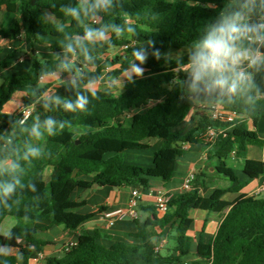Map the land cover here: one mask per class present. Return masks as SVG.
<instances>
[{
    "label": "trees",
    "instance_id": "trees-1",
    "mask_svg": "<svg viewBox=\"0 0 264 264\" xmlns=\"http://www.w3.org/2000/svg\"><path fill=\"white\" fill-rule=\"evenodd\" d=\"M84 2L0 0V39L17 45L0 60V73L21 56L23 45L30 60L27 71L0 76V228L7 217L17 220L7 235L0 232V264H30L48 245L38 238L40 232L59 226L75 232L108 210L101 206L97 213H80L86 201L74 198L77 190L131 187L144 192L154 179L168 184L177 161L192 146L207 151L208 160H217L216 171L229 182L227 187L218 186L212 196L204 197L201 190L210 183L197 174L190 191L172 198L168 213L140 205V213L150 215L134 221L137 231L131 238L136 242L116 241L99 230L82 231L69 251L62 249L60 256H49L44 264H264V196L242 194L233 202L223 199L246 186L228 165L231 157L243 164L247 174L264 176V161L248 158L249 146L259 139L258 123L264 119V67L242 66L250 75V87L234 94H192L183 70L197 43L221 14L238 11L244 0H110L107 10L87 16L81 11L79 19L67 11L80 8ZM93 2L87 0L89 5ZM259 4L256 0L257 8ZM7 15L15 17L9 22ZM258 19L259 15L251 16L253 21ZM129 28L134 31L129 32ZM116 29H120L119 34ZM86 30L106 35L90 41L85 39ZM242 41L245 44L241 47H247L246 39L237 41V46ZM44 47L47 55L40 52ZM116 48L123 53L107 58ZM134 50L148 57L189 51L176 59L145 63L143 75L127 78L120 92L83 85L88 79L99 81L107 71L106 81L117 90V81L137 60ZM102 58L106 61L96 72L77 75ZM121 62L122 67H118ZM56 76L74 79L61 85L45 81ZM22 90L34 91L25 106L38 103L23 124L17 114L5 112L13 95ZM78 97L88 101L84 110H66L67 103L75 107ZM216 107L234 115L235 120L214 119ZM47 120L53 121L50 131ZM184 122L189 131H174ZM209 129L220 131L212 142L204 138ZM155 140L161 144L153 153L151 166L124 159V154L152 149ZM30 149L39 150L38 155L32 156ZM13 162L19 165L15 170ZM14 179L20 183L11 194H5L3 186ZM191 210L227 214L209 242L201 233L194 261H186L194 228ZM149 228H169L165 253L164 248L157 251Z\"/></svg>",
    "mask_w": 264,
    "mask_h": 264
},
{
    "label": "crops",
    "instance_id": "crops-1",
    "mask_svg": "<svg viewBox=\"0 0 264 264\" xmlns=\"http://www.w3.org/2000/svg\"><path fill=\"white\" fill-rule=\"evenodd\" d=\"M7 16L9 17L11 16V18L15 17L13 15H7ZM16 48L17 45H15V49ZM22 49L24 51V55L20 56L14 62V64L8 70H6V72L27 71L30 68V60L27 56L26 46L23 45ZM44 49H46V47L42 48L40 52L42 53V50ZM45 52H47L48 54L49 52L48 49H46ZM51 80L48 77L45 81L49 82ZM16 93H17V97L14 99ZM16 93L12 97V100L14 99L16 103L13 104L12 107L10 108H5L6 113L17 114L20 108L26 102H28L34 95L33 90H26V91H21V93L20 92H16ZM249 127L252 128L251 122L249 124ZM189 129L190 126L187 124V122H184L179 126H177L174 129V131L186 133L187 131H189ZM257 131H258L259 139L256 144L249 146L248 158L256 161H264V119L259 121ZM160 144L161 141L159 140L158 141L155 140L152 143L153 145L151 149L152 154L154 153V151L158 149ZM207 153L208 152L202 149L200 146L190 147L189 150L184 154V156H182L177 161L175 173L172 177V180L168 184H165L161 180L154 179L152 180L151 188L147 191L142 192L143 206L154 207L155 206L154 193L159 190H164L170 193L172 197L176 196L179 193H182L183 179L190 170L196 171L198 175H203V177H205L207 181L210 183L206 188L201 190V195L204 197L212 196L215 192V189L218 187L217 184L220 183V181H222L224 178L223 176H220L216 171V166L218 164L217 160L216 159L208 160ZM128 154L130 153H127L123 157L127 162L133 164H140L141 158H144L143 155H140L141 154L140 152L132 153L127 157ZM135 154H139V155H135ZM230 159L235 163V167L237 166V170L239 171V176L237 177L239 181L245 182L246 186L239 193H228L224 195L223 199L229 202H233L242 194L256 195L255 193H257V191L261 187H264V176L253 177L252 175H249L244 171L242 163L237 162L232 157ZM152 161L153 159L151 156L147 161L148 162L147 166H151ZM8 164L9 162L6 163V165ZM210 181H212V184ZM234 186H236V184H234L233 187ZM131 191H132L131 187L129 188L95 187L92 189L77 190L74 195V198L78 202L86 201V205L82 208L80 213L87 215L91 213H97L99 207L101 206H105L108 210L119 207H123V208L127 207L131 200ZM260 196H264V193L260 194ZM226 214L227 211L225 213H214L204 210L190 211V216L194 220V228L190 234L192 237V242L189 244L190 254L187 257L186 261H194L195 259L194 254L196 253L198 240L200 239L201 233L205 242H209L211 239H213ZM149 215H150L149 213L142 211L140 213V218L142 220H145ZM40 227H43V225H40ZM95 230H99L102 233L111 235L113 239L116 241L136 242V240L131 238V234L137 231V227L134 221L131 220L117 221L113 228L107 229L105 222L100 218V214L96 215L93 219L86 222L81 229L75 232H68L64 229L63 226H59L50 229L48 232H40L38 234V238L48 243V245L44 246L43 248V252L46 255V257L60 256L62 249L67 242L75 238H78L79 235L82 233V231L93 232ZM168 231L169 228H165L164 230H161L159 228H155V229L149 228L148 235L156 243L157 246L162 242L166 245ZM46 234L47 236L44 237V235ZM102 243L107 246L111 245V243L109 242H102ZM166 249L167 248H164L162 250V253H165ZM30 264H44V263L39 261L36 256H33L32 259L30 260Z\"/></svg>",
    "mask_w": 264,
    "mask_h": 264
},
{
    "label": "clouds",
    "instance_id": "clouds-1",
    "mask_svg": "<svg viewBox=\"0 0 264 264\" xmlns=\"http://www.w3.org/2000/svg\"><path fill=\"white\" fill-rule=\"evenodd\" d=\"M110 0H94L90 5L85 0L80 8L67 10L76 19L80 18L82 11L85 16L95 14L97 10H107ZM259 15L260 19L253 21L251 16ZM120 33V29H116ZM133 32L132 28L128 29ZM106 33L104 31L86 30L85 39L96 40L103 39ZM246 39L260 46H264V0H260L257 8L256 0H244L239 5V10L230 15L221 14V18L211 27V31L200 40L196 45V51L190 55L188 61V72L185 83L192 94L201 92L210 93L219 91L221 94H234L238 90L250 87L248 73L243 70V64L247 62L250 67H264V53L259 52L256 47L241 48L237 46V41ZM133 56L137 58L133 61L129 69L131 75L136 77L143 75V69L136 63L143 64L146 57L141 51H133ZM157 59L159 55L157 54ZM129 69L126 71L129 72ZM88 101L84 97H78L75 107L71 103L65 105L66 110L74 111L76 109L84 110ZM53 121L45 122L50 131ZM35 135L40 132L36 127L33 128ZM39 150L30 149L32 156H37ZM26 158V157H25ZM19 165L12 163L11 168L15 170ZM20 182L14 179V182L3 186L5 194H11L16 185Z\"/></svg>",
    "mask_w": 264,
    "mask_h": 264
},
{
    "label": "built area",
    "instance_id": "built-area-1",
    "mask_svg": "<svg viewBox=\"0 0 264 264\" xmlns=\"http://www.w3.org/2000/svg\"><path fill=\"white\" fill-rule=\"evenodd\" d=\"M248 46L247 47H256L258 48L259 52H261V47L258 44H255L252 41L246 40ZM123 48H127L126 45L123 46ZM241 48H246V47H241ZM262 53V52H261ZM243 67L249 68L250 66L245 62L243 64ZM249 79L250 75L248 74ZM37 102L30 105V106H25L23 105L20 110L18 111L17 115L19 116L20 123H24L36 110L37 108ZM213 118L216 120H221L225 122H233L235 120L234 115H230L225 113L220 107H216L212 113ZM220 131L216 129H209L206 134L204 135V138L208 142H212L217 136ZM197 175V172L194 170H190L186 176L183 179V185H182V190L183 192H188L191 190L192 183L195 180ZM264 193V187H261L256 195H260ZM142 191L138 188H132L131 191V200L128 204L127 207H119L111 210H106L100 214L101 220H103L106 224L107 229H111L114 227L115 223L117 221H123V220H131L135 221L140 217V205L142 204L143 198H142ZM172 195L164 190H159L154 193V199H155V207L156 209L162 213L166 214L169 212V204L172 200ZM77 242V238L70 240L67 242L63 249L65 251H69ZM165 244L162 242L157 246V251H160ZM37 259L41 261L42 263H45L46 261V255L44 252H39L36 255Z\"/></svg>",
    "mask_w": 264,
    "mask_h": 264
},
{
    "label": "rangeland",
    "instance_id": "rangeland-1",
    "mask_svg": "<svg viewBox=\"0 0 264 264\" xmlns=\"http://www.w3.org/2000/svg\"><path fill=\"white\" fill-rule=\"evenodd\" d=\"M7 20L10 22L13 18H11V16H6ZM245 44L244 41H242L241 46H243ZM0 49L3 51L2 54H0V60H2L3 58L6 57L7 53H9L10 51H13L15 50V44H11L9 43L8 41H4V40H1L0 39ZM47 49V48H46ZM46 49L42 50V53L44 55L47 54ZM21 50V49H20ZM189 50H182V51H170V52H165V53H162L159 55V59H157V56H153V57H148V56H145L146 59L144 61L143 64H139V62H137V64L139 65V67H142L145 63H148V62H157V61H160L162 59H165V58H170V59H176V58H179L181 56H183L184 54L188 53ZM123 52L121 49L119 48H116V49H113L111 51V54L107 57V58H112V57H115V56H118V55H121ZM24 55V52L21 53V56ZM127 58L123 59V61H126ZM106 61L105 58H102L100 59V61L98 62H95V63H92L91 65L89 66H86L85 68L83 67L81 69L82 73H78L77 75H80V76H83V75H87L91 72H96V69L102 65L104 62ZM122 63L118 66V67H122ZM183 70L185 72H188V66H186L185 68H183ZM107 71L103 72L101 74V79L99 81H96V82H93V80L91 79H88L83 85L91 88V89H94V90H101V91H106V92H120L123 90V84L125 82V80L128 78L129 75H131V70L129 69V72H125V74H123L121 80L117 81L116 83V86H117V90L113 89V86L112 84H110L109 82L106 81L105 79V74H106ZM7 72L4 71V72H1L0 76L3 75V74H6ZM74 77H67L66 79H59V76H56L55 79L51 80V82L54 84V85H61L63 83H67L69 81H73ZM22 91H26V90H22ZM21 93V91H19ZM17 97V93L16 95L14 96V99ZM10 100L6 106V108H10L12 107L13 104L16 103L15 100ZM6 150V149H5ZM132 153H137V152H131L130 154ZM141 154L140 155H143L144 158H141V161H140V164L138 165H141L143 167H147V164H148V159L153 156L152 154V150H145V151H142L140 152ZM128 154L127 157L130 155ZM126 155V154H124ZM123 155V156H124ZM135 155H139V154H135ZM228 165L230 167H232L234 169V172L236 174V176H239V171L237 170V166L235 167V163L229 159L228 160ZM50 174V171L47 172V176H49ZM229 184V182H227V180H222L220 181V183L217 184V186L219 187H227V185ZM17 223V220L13 217H7L4 222L2 223L1 225V234L5 235V234H8L10 229ZM43 235V234H42ZM46 235H44V237H46ZM163 248H167L166 245L163 246ZM162 250V249H161Z\"/></svg>",
    "mask_w": 264,
    "mask_h": 264
}]
</instances>
